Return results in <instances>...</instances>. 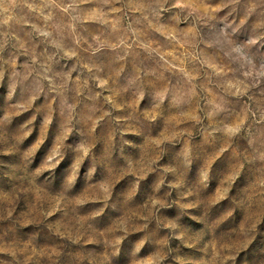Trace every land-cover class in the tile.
Returning a JSON list of instances; mask_svg holds the SVG:
<instances>
[{"label":"rangeland","instance_id":"374dc122","mask_svg":"<svg viewBox=\"0 0 264 264\" xmlns=\"http://www.w3.org/2000/svg\"><path fill=\"white\" fill-rule=\"evenodd\" d=\"M0 264H264V0H0Z\"/></svg>","mask_w":264,"mask_h":264},{"label":"clouds","instance_id":"9594fccd","mask_svg":"<svg viewBox=\"0 0 264 264\" xmlns=\"http://www.w3.org/2000/svg\"><path fill=\"white\" fill-rule=\"evenodd\" d=\"M205 184H206V186H209V187H210V186H211L210 179H209V180H206V181H205Z\"/></svg>","mask_w":264,"mask_h":264}]
</instances>
